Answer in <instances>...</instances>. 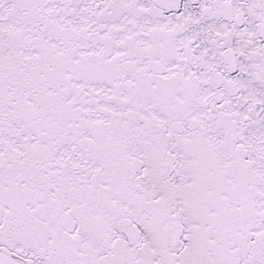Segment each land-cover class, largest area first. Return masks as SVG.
I'll use <instances>...</instances> for the list:
<instances>
[{
    "label": "snow or ice",
    "instance_id": "6c2138e0",
    "mask_svg": "<svg viewBox=\"0 0 264 264\" xmlns=\"http://www.w3.org/2000/svg\"><path fill=\"white\" fill-rule=\"evenodd\" d=\"M0 264H264V0H0Z\"/></svg>",
    "mask_w": 264,
    "mask_h": 264
}]
</instances>
